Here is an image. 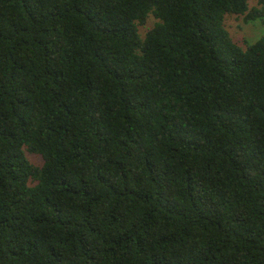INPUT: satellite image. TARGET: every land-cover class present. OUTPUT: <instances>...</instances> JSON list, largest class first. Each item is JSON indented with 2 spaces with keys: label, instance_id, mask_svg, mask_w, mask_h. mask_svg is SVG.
I'll return each instance as SVG.
<instances>
[{
  "label": "trees",
  "instance_id": "obj_1",
  "mask_svg": "<svg viewBox=\"0 0 264 264\" xmlns=\"http://www.w3.org/2000/svg\"><path fill=\"white\" fill-rule=\"evenodd\" d=\"M250 1L0 0V264H264Z\"/></svg>",
  "mask_w": 264,
  "mask_h": 264
},
{
  "label": "rangeland",
  "instance_id": "obj_2",
  "mask_svg": "<svg viewBox=\"0 0 264 264\" xmlns=\"http://www.w3.org/2000/svg\"><path fill=\"white\" fill-rule=\"evenodd\" d=\"M249 5L250 8L257 7L258 1L252 0ZM155 23L156 19L150 16L145 25L139 26L140 35L144 37ZM225 27L234 42L240 47L246 48L247 45L255 43L264 35V16L263 18L246 22L245 17L242 15H227L225 18ZM28 158L36 166H41L43 163L42 159L35 155L28 154Z\"/></svg>",
  "mask_w": 264,
  "mask_h": 264
}]
</instances>
